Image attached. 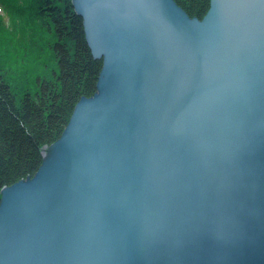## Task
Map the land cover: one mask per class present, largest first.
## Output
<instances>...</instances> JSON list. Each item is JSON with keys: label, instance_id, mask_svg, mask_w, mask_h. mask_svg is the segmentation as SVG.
Masks as SVG:
<instances>
[{"label": "water", "instance_id": "obj_1", "mask_svg": "<svg viewBox=\"0 0 264 264\" xmlns=\"http://www.w3.org/2000/svg\"><path fill=\"white\" fill-rule=\"evenodd\" d=\"M70 1L96 90L0 188V264H264V0Z\"/></svg>", "mask_w": 264, "mask_h": 264}, {"label": "trees", "instance_id": "obj_2", "mask_svg": "<svg viewBox=\"0 0 264 264\" xmlns=\"http://www.w3.org/2000/svg\"><path fill=\"white\" fill-rule=\"evenodd\" d=\"M201 19L210 0H174ZM0 188L33 176L75 104L96 90L101 61L70 0H0Z\"/></svg>", "mask_w": 264, "mask_h": 264}, {"label": "rangeland", "instance_id": "obj_3", "mask_svg": "<svg viewBox=\"0 0 264 264\" xmlns=\"http://www.w3.org/2000/svg\"><path fill=\"white\" fill-rule=\"evenodd\" d=\"M0 12H1V13L3 12L1 8H0Z\"/></svg>", "mask_w": 264, "mask_h": 264}]
</instances>
